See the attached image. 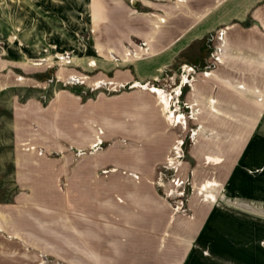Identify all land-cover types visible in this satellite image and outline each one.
Instances as JSON below:
<instances>
[{"label":"rangeland","instance_id":"374dc122","mask_svg":"<svg viewBox=\"0 0 264 264\" xmlns=\"http://www.w3.org/2000/svg\"><path fill=\"white\" fill-rule=\"evenodd\" d=\"M65 7V0H0V32L8 29L10 40V52L0 54V60L10 62L8 68L0 69V264H34L25 258L30 252L17 238L24 226L27 232L33 231V217L38 214L31 207L24 216V204L29 210L30 201L38 198L32 196L36 190L64 188L67 166L62 160L77 161L103 142L100 139L87 146V133L74 132L70 119L74 124L82 119L99 123L96 114L105 106L101 102L113 107L112 97L132 85L141 87L139 83L144 88L151 80L156 82L155 77L162 85L148 88L160 93L161 106L151 97L118 103L116 107L123 112L118 123L136 124L138 129L121 132L119 139L128 140L139 152L144 146L158 148L155 158L161 162L156 174L161 184L184 185L175 200L180 212L191 214L188 174L195 172L201 184L210 177L222 184L216 197L212 195L217 205L208 216L209 228L203 229L202 253L193 255L187 264H264V52L229 53L231 39L237 40L225 28L196 40L170 37L169 43L178 42L168 54L133 52L139 45L144 47L141 38L69 36L68 23L57 16ZM237 39L264 47V39ZM83 44L92 49L90 56L80 54ZM232 56L250 65L249 73L245 70V100L234 99L223 87L218 99L224 114L195 115L198 111L187 99L192 83ZM151 58H155L153 67L147 64ZM118 69H128L144 82L131 83L125 73L115 80ZM229 72L223 70L222 76L241 77L240 69L237 74ZM150 73L153 77H146ZM169 84L170 91L179 93L176 101L173 94H162ZM206 88L203 85V92ZM143 105L149 109H142ZM200 124L204 130L197 140L201 143L194 147ZM146 125H152L150 132L140 131ZM72 139L80 142L79 147L71 145ZM212 154L221 161L207 163L205 156L209 160ZM213 186L219 185L208 184L201 191Z\"/></svg>","mask_w":264,"mask_h":264},{"label":"crops","instance_id":"0c3cea01","mask_svg":"<svg viewBox=\"0 0 264 264\" xmlns=\"http://www.w3.org/2000/svg\"><path fill=\"white\" fill-rule=\"evenodd\" d=\"M65 4L67 8L61 12L65 17L60 13L57 16L59 14L62 20L65 18L69 36L78 37L86 33L92 37L141 38L144 47L139 45L133 52L168 54L179 38L196 40L221 28L227 30L230 38L237 40L231 39L229 53L264 52L260 45L240 43L237 39H264V0H65ZM6 32L8 29L4 28L0 32L2 56L10 52ZM170 37L178 39L169 43ZM77 46L78 43L74 48ZM84 47L81 53L79 49L77 51L90 56L92 49L87 45ZM95 48L99 49L98 46ZM109 51H115L111 45ZM154 60H147L148 66L153 67ZM9 66L10 62L2 57L0 69ZM218 67L211 69L206 76L199 74L192 83L193 90L187 99L193 110L198 111L195 115H223L218 99V92L223 87L233 94L234 99L246 98L247 88L243 84L246 83L245 70L249 73L250 65L232 56ZM239 69L241 77H228V80L222 76L223 70L237 74ZM121 73H125L130 82H144L141 76L128 69H118L115 80ZM101 74L104 75L103 72ZM146 75L153 77L152 73ZM158 78H154V83L148 79L145 82L162 85ZM203 85L207 87L206 92H203ZM165 87L166 92L178 98L173 93L174 89L170 91V84ZM142 97H151L161 106V97L156 91L148 86L132 85L130 90L112 97L113 107L101 102L105 106L96 114L101 120L99 123L82 119L81 123L74 124V119H70L74 132L87 133V146L100 139L103 140L102 146L99 142L97 150L74 162L64 158L62 163L67 166L62 178L65 187L36 190L32 196L38 198L30 201L29 210L24 204V216L31 207L38 213L33 217V231L27 232L24 226L17 234L19 243L30 252L27 256L25 253L28 261L34 264H187L193 255H201L203 229L209 228L211 221L207 219L217 205L215 197L222 184L212 177L201 184L202 180L195 172L188 174L185 180L192 187L188 199L191 214L177 210L178 201L175 200L182 194L179 192L184 185L171 188L166 181L161 184L156 174V167L161 162L155 158L158 148L144 146L139 148L140 153L128 140L119 139L121 132L132 133L138 129L136 124L118 123L117 117H121L123 112L116 105L123 101L136 102ZM141 108L148 110L149 105ZM131 109L127 115L130 121L133 117ZM90 114L93 115V111ZM149 128L152 125H146V129L140 131L150 132ZM203 130L200 124L194 147L201 143L197 138ZM171 132L168 130L167 133ZM71 143L73 147L80 145L73 139ZM213 155L209 160L205 156L207 163L221 161ZM213 183L219 186L201 191L203 186ZM200 211L208 213L201 215Z\"/></svg>","mask_w":264,"mask_h":264},{"label":"bare ground","instance_id":"6f19581e","mask_svg":"<svg viewBox=\"0 0 264 264\" xmlns=\"http://www.w3.org/2000/svg\"><path fill=\"white\" fill-rule=\"evenodd\" d=\"M139 86H141V87H143V84H141V83H139L138 84ZM148 87H153L154 85H152V84H146ZM152 85V86H151ZM161 90V89H160ZM162 91V94L163 95H166L167 94V92H165L164 90H161ZM165 93V94H164ZM179 94V93H178ZM178 94H177V96H178ZM160 96V95H159ZM179 98V97H178ZM171 100H173V97L171 96ZM175 100V99H174ZM204 189H205V187H204Z\"/></svg>","mask_w":264,"mask_h":264},{"label":"built area","instance_id":"2783aa9c","mask_svg":"<svg viewBox=\"0 0 264 264\" xmlns=\"http://www.w3.org/2000/svg\"><path fill=\"white\" fill-rule=\"evenodd\" d=\"M219 51H220V53H221V52H222V49H221V50L219 49ZM218 60H220V59H217V61H218ZM163 88L166 89V87H163ZM162 90H163V89H162ZM157 93L160 95L159 92H157ZM177 94H178V93H177ZM178 97H179V96H178ZM177 99H178V98H177ZM175 101H176V99H175ZM173 103H174V102H173ZM176 103H177V102H176ZM176 103H175V104H176ZM175 104H174V105H175ZM174 108H175V107H174ZM173 113H174V112H172L171 114H173Z\"/></svg>","mask_w":264,"mask_h":264}]
</instances>
